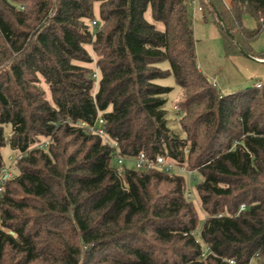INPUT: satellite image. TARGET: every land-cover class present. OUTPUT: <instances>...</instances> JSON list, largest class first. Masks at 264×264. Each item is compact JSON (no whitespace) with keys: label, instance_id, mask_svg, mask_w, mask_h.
Instances as JSON below:
<instances>
[{"label":"trees","instance_id":"1","mask_svg":"<svg viewBox=\"0 0 264 264\" xmlns=\"http://www.w3.org/2000/svg\"><path fill=\"white\" fill-rule=\"evenodd\" d=\"M190 1L0 0V150L23 155L0 196V264H264V78L221 95L198 69ZM195 1L225 57L264 59L251 48L264 0ZM97 117L119 155L198 175L199 237L188 177L118 174L114 150L75 125Z\"/></svg>","mask_w":264,"mask_h":264},{"label":"crops","instance_id":"2","mask_svg":"<svg viewBox=\"0 0 264 264\" xmlns=\"http://www.w3.org/2000/svg\"><path fill=\"white\" fill-rule=\"evenodd\" d=\"M227 8L233 4V0H222ZM200 7L197 3L190 6L195 16H193V33L196 40L197 32H202L199 36L202 41H196V57L198 69L207 77L209 82L213 83L220 91L221 95H229L233 92L225 90H239V86H246L248 82H253L254 86L264 78V59L244 57L242 54L225 57L223 41L217 27L208 22L209 17L204 15V10L198 11ZM194 17L199 19V27L194 25ZM251 48L256 53L264 52V34L252 43ZM242 89V88H241Z\"/></svg>","mask_w":264,"mask_h":264},{"label":"built area","instance_id":"3","mask_svg":"<svg viewBox=\"0 0 264 264\" xmlns=\"http://www.w3.org/2000/svg\"><path fill=\"white\" fill-rule=\"evenodd\" d=\"M196 1L191 0L189 5L195 6ZM198 11H201L202 8L198 7ZM93 25H95V22H93ZM91 78L94 80H97L98 74L97 71H92ZM260 84H256L255 86L258 87ZM175 112H177V108L174 107ZM79 128H83L86 130L89 134L97 135L101 138L103 144L107 145L108 147L112 148L115 152V165H116V171L118 174H121L124 168H129L135 173H147L152 170H156L159 172H162L166 175H172V174H184L188 177L189 181L194 179L193 172L187 171L183 167L176 166L173 162L168 161L166 158H164L161 155L154 154L151 157L147 156L145 153H139L133 157H125L119 155L118 146L116 143L112 142L106 135L103 129V120L100 117H97L96 120L92 124L84 123V122H77L75 124ZM49 144V140H44L40 143L36 144L37 148H45ZM23 158L22 154L14 153V155L8 157V163L9 165L4 166L1 169L0 174V196L3 191V182L8 179L13 178V172L11 171L12 166L19 160ZM187 196L189 198L194 197V192L192 189H189ZM244 206L240 207V210H242ZM202 257L204 258L207 253H209V248L202 243ZM229 264H234L233 261H228Z\"/></svg>","mask_w":264,"mask_h":264},{"label":"rangeland","instance_id":"4","mask_svg":"<svg viewBox=\"0 0 264 264\" xmlns=\"http://www.w3.org/2000/svg\"><path fill=\"white\" fill-rule=\"evenodd\" d=\"M191 13H193V12L191 11ZM94 14H95V18L97 19V17H98V6L97 5L94 7ZM204 15L207 17L206 13H204ZM192 16H195V15L192 14ZM146 19L151 22L150 11H148L146 13ZM194 20H196V22H194V25L197 24V28H198L200 26L199 25V19L194 17ZM208 23L211 26L212 21H210ZM202 35H203L202 32H199V33L197 32L196 41H199V42L202 41V38L199 37V36H202ZM90 53L92 54L91 50H90ZM92 58H93L94 62H93L92 65H90V68L92 69L93 72H95V70H96L95 64H94L95 63V57H94L93 54H92ZM159 67L161 69H166L168 66H167V64H162ZM261 79H263V78H261ZM159 84L164 85V86H169V87L173 88V91L168 96V102H167V105H166V110L168 112V116L167 117H168L170 126L173 127V128H176V126H177L176 122L178 120V115H177V113L174 110V104H175V101L178 100L179 97H180V89L175 86L172 78H169V79L164 80V81H160ZM252 84H253L252 81L248 82V84H246V86L245 85L244 86H239L238 89L250 87ZM227 91L234 92V91H237V90H225V91H223V93H227ZM47 98H50L48 91H47ZM9 130H10L9 127L5 128V132L6 133H8ZM0 153H1V156L3 158V162L7 166V165H9L8 157L14 155L15 152H13L8 146H6L5 148H2L0 150ZM114 167H116L115 164H114ZM195 177H196V180L193 179L190 182H188V187L190 189H192V190H195L196 184L200 181L198 175H195ZM192 203L194 205V208H195V210L197 212L198 219H199L198 226H197V229L195 231L196 237H199L200 231L202 229V226H203V223H204V220H205V216H204V213L201 210L200 201H199V198H198L197 194H195L194 197L192 198ZM253 264H255V263H253Z\"/></svg>","mask_w":264,"mask_h":264},{"label":"water","instance_id":"5","mask_svg":"<svg viewBox=\"0 0 264 264\" xmlns=\"http://www.w3.org/2000/svg\"><path fill=\"white\" fill-rule=\"evenodd\" d=\"M241 54L244 56V57H249L247 54H245L243 51H240Z\"/></svg>","mask_w":264,"mask_h":264}]
</instances>
